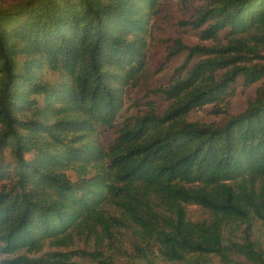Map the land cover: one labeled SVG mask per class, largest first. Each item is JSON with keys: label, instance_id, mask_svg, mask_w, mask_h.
Masks as SVG:
<instances>
[{"label": "trees", "instance_id": "obj_1", "mask_svg": "<svg viewBox=\"0 0 264 264\" xmlns=\"http://www.w3.org/2000/svg\"><path fill=\"white\" fill-rule=\"evenodd\" d=\"M157 3L0 6V253L10 255L0 264H79L74 255L114 264L98 248L43 249L80 232L112 241L121 228L145 264L155 256L200 264L210 255L264 264V82L222 125L185 119L227 101L237 78L246 86L264 79V0H205L187 23L205 25L199 37L217 44L174 40L167 56L186 51L185 59L170 83L153 89L169 104L126 120L107 150L93 139L97 127H115L125 87L146 68V9ZM43 70L58 79L44 80ZM188 204L210 218L191 221ZM231 224L245 225L241 236L228 235Z\"/></svg>", "mask_w": 264, "mask_h": 264}, {"label": "rangeland", "instance_id": "obj_2", "mask_svg": "<svg viewBox=\"0 0 264 264\" xmlns=\"http://www.w3.org/2000/svg\"><path fill=\"white\" fill-rule=\"evenodd\" d=\"M17 0H0V6H7L16 2ZM205 0H158L156 6L151 9H146L149 14L148 30L146 35L147 49H146V68L137 85L127 86L124 89V107L120 112L119 118L115 121V127L106 129L97 127L96 133L93 134V139L101 144L106 150L110 143L113 142L118 130L126 120H132L134 116H139L148 111L150 106L153 110L160 113L169 101H166L163 96L153 92L154 88L159 86H166L177 67H179L186 56V51H182L172 57L167 56V51L170 46H173L174 40L180 38L186 45L200 44L205 46H213L217 41L211 39L203 40L199 36L201 28L196 27L191 23H187L195 16V10L204 3ZM220 41H225V35L220 32ZM205 56H196L194 61ZM186 63L185 66H189ZM184 67V66H183ZM186 68V67H185ZM184 71V70H183ZM41 76L44 80L53 82L58 79L56 73L49 70H43ZM175 77V76H174ZM264 82V79L258 80L253 84L246 86L242 78H237L233 90L234 93L224 103H210L201 108L189 111L185 119L187 121L198 122L200 124H216L222 125L231 114H237L245 109L247 102L254 99L256 89ZM4 160L11 161V156L8 150L4 152ZM66 174L71 180L76 179L74 170L66 171ZM5 182V181H3ZM1 183V182H0ZM187 217L191 221L208 220L210 213L204 208L188 204L186 205ZM108 213L118 215L117 208L112 205L108 206ZM244 224H231L228 226L226 232L230 236H241ZM83 237H86L83 239ZM134 242L133 236L129 230L121 228L119 231L113 232V239L110 241L104 240L103 243L96 241V238L91 234H84L83 232L73 234V238L66 246H56L47 244L43 249L45 251H72L84 250L86 252L92 251L96 248L100 249L102 253L112 260L114 264H145V260L137 258L132 248ZM29 255V254H28ZM10 257L0 253V260ZM79 264H98L88 256L74 255L71 258ZM155 264H165L160 257L155 256L153 259ZM200 264H221L216 257L204 256L200 259ZM169 264H185L184 262H174Z\"/></svg>", "mask_w": 264, "mask_h": 264}]
</instances>
